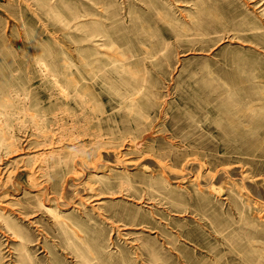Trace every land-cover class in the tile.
I'll return each mask as SVG.
<instances>
[{
  "label": "rangeland",
  "instance_id": "obj_1",
  "mask_svg": "<svg viewBox=\"0 0 264 264\" xmlns=\"http://www.w3.org/2000/svg\"><path fill=\"white\" fill-rule=\"evenodd\" d=\"M0 264H264V0H0Z\"/></svg>",
  "mask_w": 264,
  "mask_h": 264
}]
</instances>
